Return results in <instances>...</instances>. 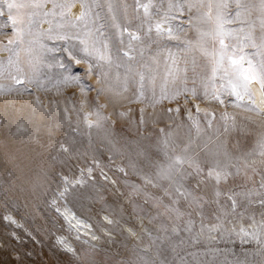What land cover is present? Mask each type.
I'll use <instances>...</instances> for the list:
<instances>
[{"label":"rangeland","instance_id":"obj_1","mask_svg":"<svg viewBox=\"0 0 264 264\" xmlns=\"http://www.w3.org/2000/svg\"><path fill=\"white\" fill-rule=\"evenodd\" d=\"M16 2L29 5L13 13L24 19L20 25L24 40L8 45L13 30L5 8L0 17V51L6 53L0 57V85L12 84L10 75L31 76L34 82L25 80L23 86L0 94V264H46L59 246L58 235L78 253V258L69 254L64 264H264V206L260 203L264 200V188L260 186L264 182V156L260 155L264 116L235 107L231 103L234 98L223 97L228 101L224 105L210 96L205 99V83L209 92L213 87L212 53L219 45L210 35H200L215 30L216 5L226 3L224 28L232 33L226 42L237 50L243 48L245 68L248 59L258 64L264 50L252 47L247 37L251 33L259 44L264 36L260 27L261 0H239L240 8L237 0H151L150 17L137 7V0H39V9L30 7L35 0ZM73 2L79 3L80 10L70 17ZM169 2L183 5L179 11L173 8L163 25L165 29L171 27L179 40L169 39L166 33L158 36L155 31ZM47 3L51 6L45 7ZM188 3L196 6L189 10ZM209 3L213 5L211 18L204 15ZM89 8L88 16L76 19ZM44 20L47 28L40 29ZM124 28L140 39L132 40L128 32L122 33ZM89 30L93 32L90 46L94 41L103 53L104 44H108L111 65L98 60L95 54L84 56L83 45L76 37H84ZM57 32L67 33L70 38L49 39ZM65 48L72 57L87 59L93 66L92 74L85 72L87 64H76ZM17 68L23 70L22 74ZM169 71L179 78L166 79ZM97 73H101L100 83ZM140 73L145 76L146 97L154 92L159 99L162 89L171 95L177 89L195 87L198 98L188 91L155 106L148 99L137 101ZM67 75L79 76L81 84L90 85L92 91H82L77 83L55 86ZM220 75L215 80L217 88L226 83ZM40 82L44 87L38 86ZM125 85L127 91L123 90ZM177 107L179 113L174 111ZM97 111L106 119L101 127L89 129L84 115ZM224 113L228 116L227 132ZM233 117L236 129L231 127ZM97 118L89 116L91 120ZM193 120L198 121L199 134ZM239 125H243L242 130ZM169 132V146L164 149L162 142ZM61 144L67 152L61 150ZM175 156L185 160L178 166L181 171L177 181L157 177V172ZM188 161L198 164L201 171L189 167ZM86 166L92 171L84 173L83 182L103 177L97 187L100 191L85 196L72 187L64 195L65 201L78 210L85 201L91 227L97 232L101 227L100 211L105 210L102 204L111 202L124 214L117 218L118 224L126 221L137 227V220H142L146 229L137 227L135 237L123 239L109 226L115 237H100L96 247L73 236L52 197L56 188H62V174L77 176ZM210 168L224 169L227 178L217 182L208 176ZM145 175L152 177L155 186L145 183ZM178 186L183 195L176 192ZM56 200L61 202L57 195ZM10 213L14 219L6 220ZM252 221L255 224L249 226ZM238 223L244 230L240 234ZM28 252L32 253L30 257L25 255ZM18 254L20 262L16 260Z\"/></svg>","mask_w":264,"mask_h":264},{"label":"snow or ice","instance_id":"obj_2","mask_svg":"<svg viewBox=\"0 0 264 264\" xmlns=\"http://www.w3.org/2000/svg\"><path fill=\"white\" fill-rule=\"evenodd\" d=\"M29 5H24V4H19L16 2V0H0V17H2L4 15V9H7V15H8V21L11 23L12 26V30H13V37L10 38L8 40V45H15L17 43H23L24 40V29L22 27H20V25L24 24V19L23 17H21L19 14L14 15V10H19L20 8L23 7H28ZM188 8L189 10H191L193 7H195V4L192 3H188ZM201 6H203L201 4ZM237 8H240L241 5L239 3V0H237ZM30 7L35 8V9H39L41 7V4L39 3V0H35L34 3H32L30 5ZM71 7V6H69ZM85 5L81 4V8H84ZM137 7L140 8L142 7L144 9V15L145 17H150V12L149 9L152 7L151 4V0H149V3L146 4H140L139 0H137ZM183 7V5L179 4V3H172L169 2L168 4V10L167 12L164 13L163 17L161 18V20L159 22H157L155 24V31L157 33V35H163V34H167L169 39H177L179 40L180 37L173 31V29L171 27H168L167 29L164 28V24L167 22L169 14L171 13L173 8H176L177 11L181 10ZM208 7V12L205 13L204 15L211 18L212 16V8L213 5L211 3H209L207 5ZM227 8V4L226 3H221V4H217L216 5V27L215 30L211 33H201V38H203L204 36H208L210 35L212 40L214 41L215 44H218L219 47L218 48H214L213 53H212V68H211V81L213 83V87L211 89V91L209 92L208 89V85L207 83H205L204 85V97L205 99H207L209 96L218 101L220 104L224 105L226 104L228 101H226V99H224L223 97H229V98H234L231 100V103L237 107V108H241L243 107L245 109V111L248 112H257L258 115H262L264 116V52L261 53L262 55V59L258 64H253L251 59L247 60V68L244 67V61L246 59L245 55H243V48L241 47L239 50H237L236 48L231 47L227 42V38L230 37L232 35L231 32L226 31L224 28V24H225V13H224V9ZM260 11H261V18H260V27L261 30L264 31V0H261V5H260ZM91 12V9L89 8L87 11H84L81 13L80 16L76 17V19H83L84 17L88 16ZM240 16V12H237V17ZM97 19H99V14L97 13ZM114 19V18H113ZM29 23H31V19H29ZM189 23H191V20L189 21ZM60 27V26H58ZM152 30V27H149V31ZM51 32V30H49ZM98 31V29H97ZM123 32H128L129 36L132 40H138L140 39V37L138 35H136L133 32H129V30L127 28L122 29V33ZM93 32L91 30L85 32L84 37H76L77 39H79L80 44L83 45L82 48V52L84 53L85 57L88 56H92V55H97L98 60L104 61L106 63H108L109 65H111L112 63V59L111 56L107 54V49H108V44L105 43L104 44V52L101 53L100 49H98L95 46V42L93 41V43L91 44V46L89 45V39L92 37ZM70 37L67 33H61V32H57L54 35H49V39L52 40H68ZM249 40L252 41V47H256L259 48L261 50H264V36H262L260 38V43L256 44L255 41L253 40L251 33H249L248 37ZM190 46V45H189ZM7 47V46H5ZM54 49H49V51H53ZM65 51L69 52V56L72 57V52L68 49L65 48ZM9 51H12V49H9ZM208 53L205 51V55H207ZM16 55L18 56L19 53L17 52ZM125 56L128 55L127 52L124 53ZM73 59H75L76 64H80V63H85L88 65V67L85 69V72L88 75L92 74V70H93V66L88 63L87 59H76L75 57H72ZM175 63V61H173ZM9 63H12L11 57L9 58ZM60 67H64L63 64L60 65ZM22 69L17 68V72L22 74ZM218 73H222V75H220V80L221 81H226V83H221L219 88H217L215 86V80L217 77ZM2 74V73H0ZM104 77H107V73L103 74ZM140 87L138 89V95L136 97L137 101L143 102L145 99H148L149 103L152 106H155V104L160 103L161 100L163 99H171V100H175L176 97L187 93L188 91L191 92V95L193 98H198V93L197 90L194 88H192L191 90L184 88L182 91L177 89L174 93H172L171 95H169V93L167 92L166 89H162L161 90V95L159 97V99L156 98L155 93L153 92L151 97H146V93H145V88H144V81H145V76L143 73H140ZM97 82L100 83L101 82V73H97ZM167 77H171L173 79V81L177 80L178 74L177 73H173L171 71H169L168 73H166V79ZM10 79L12 81V84L8 85V86H3L0 85V94H3L5 92H12L13 89L15 88V86L20 85L23 86L25 84V80H27L28 83H33V78L31 76H27V77H23L22 75H10ZM125 80H127V77L125 78ZM71 84V83H77V84H81L80 81V77L79 76H72V75H67L64 76L63 80H58L56 82L55 86H58L59 84ZM259 85V89H258V93H259V104L257 105V101L254 99V96L256 95V93L253 92V86L254 85ZM38 86L40 87H44L43 82H40L38 84ZM84 89H87L88 91H92V88L90 85H84L81 84V90L83 91ZM27 90V89H25ZM124 91H127V87L125 85ZM97 91V96H99L100 91L101 90H96ZM119 94V93H117ZM187 102V100H186ZM82 102V106H83ZM102 107V106H101ZM196 112L199 113L201 111L199 105L197 104L196 106ZM65 111H67V109H65ZM141 119H140V124L143 125L144 124V119H143V112L144 109H141ZM169 112H172L173 109L169 108L168 109ZM175 112L179 113L180 112V108L177 107L175 110ZM206 115H208L209 113L207 112V110H205ZM91 115H97V119L96 120H91L89 119V116ZM121 115H125V113H121ZM189 119H192V115H191V111L189 110L188 113ZM214 118V117H213ZM222 118L225 120V127H224V131L227 132L229 130V126H228V116L227 113H224ZM106 119L105 117L101 116L99 114V112L97 111L96 113H85L84 115V122L86 123L87 127L89 129H91L92 127H101V121ZM244 119H248L251 120V117H245ZM193 126L196 127L197 133L199 134V132L201 131L198 121L193 120ZM208 126L211 127L212 126V122L211 120L208 121ZM231 127L233 129H236L238 127L237 124V120L235 117L232 118V122H231ZM239 127L243 128V125H239ZM160 131L163 133L164 129H160ZM172 135L171 132H169L167 134V136L165 137V139L163 140V147L164 149H167L169 146V137ZM191 143V141L189 142ZM260 148H261V152L260 155L264 156V138H262L261 143H260ZM61 150L64 152L68 151V148H66L63 144H61ZM188 150V145L185 146V152H187ZM167 154V153H165ZM9 155L10 156H14L13 153H11L9 151ZM185 162L184 158L181 156H175L172 159V162L166 167V168H162L157 172V177L161 178V179H167L171 182H176L177 181V177L181 171V169L178 167L179 165H182ZM189 163V167L194 168V170L199 173L201 171V168L198 164L193 163L192 161H188ZM262 164H264V161H261ZM89 173H91L92 169L89 168L88 169ZM120 171H124L123 168L120 169ZM176 173V175H174L173 173ZM228 173L222 169V168H217V169H209L208 170V176L214 178L217 182H219L221 179H226L227 178ZM107 179V177H105ZM182 178V177H181ZM144 181L146 184H153V186H155L154 181L152 179L151 176H147L145 175L143 177ZM68 181L67 178H65V185H67ZM76 183H80V181H76ZM261 188H264V182L261 183ZM65 191H67V188H65ZM135 191V189H134ZM176 192L178 194L183 195L184 193L181 191V187H177L176 188ZM65 193L61 192L60 195L63 196ZM229 199H233L232 197H229ZM53 205H55V201L52 202ZM261 205L264 206V200L260 201ZM233 208H235V201L233 200ZM59 210V209H57ZM6 220H10L11 218L6 216L5 217ZM107 219V217H106ZM14 222V221H13ZM108 223L111 224L113 223L112 220H108ZM129 231H132L131 229H129ZM241 232H244L243 229H241ZM247 234V233H245ZM14 239H18V237L14 236ZM93 239H95V237H93ZM71 254L74 257L78 258V253H76V251L71 248L70 246L64 245V242L61 240L59 241V246L55 249H53L52 251V255L50 257L47 258L46 264H64V260L66 259V257ZM26 256H31L32 253L28 252L25 253ZM17 262L21 261V256L18 254L16 257Z\"/></svg>","mask_w":264,"mask_h":264},{"label":"bare ground","instance_id":"obj_3","mask_svg":"<svg viewBox=\"0 0 264 264\" xmlns=\"http://www.w3.org/2000/svg\"><path fill=\"white\" fill-rule=\"evenodd\" d=\"M49 6H51V4L47 3L45 7H49ZM79 10H80L79 3L73 2L69 9V16L74 17L78 15L77 13L79 12ZM39 28L40 29L47 28V24L45 20L40 23ZM5 55H6L5 52L0 51V57L5 56ZM258 89H259L258 84L253 86V92L256 93V95L254 96V99L257 101V105L259 104V100H260ZM89 168L91 167L86 166V169L82 170L81 174L77 176H67V174H62V178H61L62 188L60 187L56 188V192L52 197L53 201L56 200V195L61 200V202L56 200L55 205L57 209H59L58 210L59 215L64 220L70 232H72L73 236L77 237V239H82L88 245L96 247L100 245L99 243L100 237L104 239L109 236L115 237L113 230L108 228L109 226L117 230L121 234L123 239L125 238L130 239V237L132 238L135 237L138 233V230L136 229L137 227L141 229H146L142 220H137V223H138L137 227H132V224L126 221H122L118 224L117 218L119 216H123L124 214H122L119 208L114 203L111 202L110 204H107V203L102 204L105 210L100 211L98 222L100 223L101 227H100V230L97 232L91 227V223L89 221V217L86 212L87 210H89V206L87 205L85 201L82 202L81 208L79 210L69 205L67 203L68 201H65L64 195L68 192V191H65V188H67V190H71L72 187H74L76 188V191H78L79 193L81 192L82 195L84 194L85 196L86 194H89V193H91L92 195L98 194L100 189H98L97 187L99 186V183L101 179H103V177L97 178L96 182H92L87 179L86 183H84L83 176L85 172H88ZM65 178H67V181H68L67 185H65ZM76 181H80V183H76ZM61 192H64L65 194L61 196L60 195ZM111 209H114L116 214H113ZM9 217L14 219V216L11 213L9 214ZM108 220H112L113 223L109 224ZM254 224L255 222L252 221L251 223H249V226H252ZM237 227H238V233L239 234L242 233L241 232V229H243L242 224L238 223ZM129 229H131L132 231H129ZM261 235H262V241L264 242V221L261 224ZM93 237H95V239H93ZM58 238H59L58 240L61 241V235H58ZM62 241L64 242V245H67V246L69 245L66 240H62Z\"/></svg>","mask_w":264,"mask_h":264}]
</instances>
